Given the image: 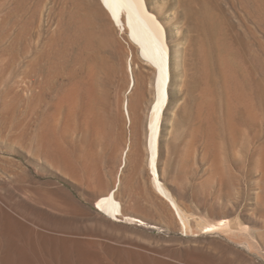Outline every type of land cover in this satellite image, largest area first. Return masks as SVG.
<instances>
[{"label": "rangeland", "instance_id": "1", "mask_svg": "<svg viewBox=\"0 0 264 264\" xmlns=\"http://www.w3.org/2000/svg\"><path fill=\"white\" fill-rule=\"evenodd\" d=\"M27 2L26 13L12 16L13 0H0V264H264V0H149L167 22L173 66L160 143L164 181L196 215L228 217L246 230L233 239L183 233L163 216L144 165L134 159L119 197L150 225L116 222L96 208L114 185L127 140L122 105L130 51L99 0H82L103 39L94 75L102 95L97 111L87 117L79 105L88 72L76 79L62 72L44 97L46 112L56 113L62 102L59 145L31 153L24 118L29 65L57 35L66 68L78 49L69 43L77 26L72 0ZM28 11L35 21L26 34ZM52 66L49 55L36 63L44 76ZM136 70L140 79L149 72L139 59Z\"/></svg>", "mask_w": 264, "mask_h": 264}, {"label": "bare ground", "instance_id": "2", "mask_svg": "<svg viewBox=\"0 0 264 264\" xmlns=\"http://www.w3.org/2000/svg\"><path fill=\"white\" fill-rule=\"evenodd\" d=\"M27 1L13 0L12 16H15L17 12L22 11L23 8L26 9L25 2ZM99 1L103 6V8L105 9L111 22L118 27L121 35L123 33L127 35L130 51L128 50L129 60L127 64L129 86H128L127 94H125V97H123L124 99L122 105L124 117L128 125V130L126 132L127 140L125 139L126 142H125L124 150L122 152L121 165L117 173V178L114 182V185L106 193L100 195L96 199L95 201L96 208L100 212H102L105 216L116 222L136 224L138 226L150 225L151 221L150 222L147 221L146 220L147 218L145 219L142 216L136 215L134 213H129L126 207L127 202L119 197V192L122 188V185H124L123 178L125 174V168L128 164V161L130 159H134V161L140 162L144 165L148 176L147 183L150 189L149 191L156 196V199H159L162 202L161 206L164 214L163 216L168 217L171 222L173 220L175 225L183 233H186L187 235L199 234L200 236L219 234V235H226V237H229V239L231 238L233 239V237L235 236L237 237L239 235L240 236L245 235L246 230L243 227L241 228V230L240 229L237 230L239 226L237 225V222H234L232 219L228 217H220L217 220L215 219L210 220L202 215H196L193 211H190L181 203L180 199L174 193L173 189H171L170 186H168L164 181V177H163L164 175L162 174L163 172H161V166H160L161 164L160 143H161L163 118L170 99V86L172 81L173 66L171 62V45L168 35L167 22L164 20L163 16L161 15L159 8L151 6L149 0H99ZM72 3L75 4V6L73 7V11L75 13L74 16L76 19L77 26L73 37L69 39V43L75 45L78 49L77 54L73 59L72 66L70 68H66L65 64L63 63L65 48L63 46L64 44H62V38L60 35L54 36V38L47 41L45 47L40 48L41 50L38 53L36 63L39 62L40 59H42V57L45 55H49L52 57L53 66L51 67V71L50 73L47 74V76L43 75L45 72H43L42 74L41 70L40 72L39 70L36 69V63H33L36 58H34L32 64L29 65L31 66V68H29L28 71L29 81L27 82V88H26L27 90L25 89L27 92L25 93L27 94V101H26L27 103L24 111L25 114L24 118L29 132L28 139L31 141V144L33 145V150L31 151V153L33 152V154L36 156L38 155V153H41L43 151L47 152V151H51L52 149L55 151V148L59 145V143L58 145H56V142L59 141H55L58 140V138L57 135L56 136L54 135V133L57 134L56 132V130L58 129L57 121H58V116L60 114L58 109L60 103L62 102L56 103L55 106L57 110L56 113L54 112L52 113V111H48L50 109H47L48 112H46L45 111L46 109L44 108L46 106V104H44V100H47L48 98L45 99L44 97L47 96L46 95L48 94L47 91L51 87L53 88V86H51L53 85L52 84L53 80L55 78L57 80V78H59L58 76H60L62 72H64L65 74L68 73L71 76V78L74 77V79L79 77L77 76L79 73L82 72L81 74H85L84 72L85 70L88 72L90 76V81H88V84L86 86L87 88L85 92H83L84 98L83 97L82 98L84 102L82 103V100L79 102L80 109L84 112L85 116L91 117L90 114L94 115V113L97 111L96 110L97 106L100 104L99 96L101 94L99 93L98 86L95 80L96 76L94 77V75L96 73V67H97L96 62L99 57V46L101 45L103 39H101L100 35L97 33L96 29L94 28L93 18L91 15V12L93 11L90 12L89 10H87L83 6L84 4L82 5V0H72ZM26 6L28 7V4ZM32 8L33 7H31V10ZM37 10H39V8ZM29 11L27 14H24L27 15L26 20L25 19L23 20L24 22H23L22 32L26 34L30 32L32 22L35 21L33 20L35 17L34 16L35 13ZM24 13H26V11ZM21 15H23V13ZM13 21H15L14 18ZM29 36L25 35L26 38ZM29 41L32 42V40ZM103 45H106V41ZM200 46L205 47L202 45ZM200 46L199 49L201 48ZM207 46L209 47V45ZM202 49L203 50H201V52L203 51L205 53V56H208V52H207L208 48L207 49L202 48ZM31 52L33 51L31 50ZM176 54L175 56L177 58ZM211 56H213V54ZM211 56H210V60H212ZM138 59L143 64H146L149 71L147 74H144L145 76L147 75V77L142 79L139 78L140 76H137L136 65ZM210 60L208 63H210ZM99 63H101V61ZM176 66H178L179 68L180 63L177 62ZM104 68L105 67H103V69ZM46 72H49V70H46ZM51 89L48 92H50ZM61 100L62 99H59L58 101ZM210 103H208V105ZM229 104L232 103L229 102ZM232 106L231 108L234 109L233 108L234 106L233 107ZM228 108H230L229 105H227V109ZM232 109H228V110L230 111ZM228 110H226V112ZM229 111L227 113L230 114V116L231 115L234 116L233 114L234 111L233 112L231 111L232 114ZM231 119H233V117ZM231 119L229 120L231 121L230 123L232 124L231 127L234 128L236 132V126H235L236 123L234 121L233 123ZM87 122L90 121H88L87 119ZM192 130L191 132H193L194 135V131ZM123 132L124 130L122 127L120 135H123ZM54 136L57 139H54ZM120 142H123V140ZM211 149L213 150V147ZM40 156H42V154ZM160 215H162V212ZM162 224L163 223H161V225ZM172 224H169V226L171 225L172 227H174ZM165 225H167V223L166 224L164 223V226ZM169 226L167 225V227ZM150 227L156 228V225H151ZM240 227L241 226H239V228Z\"/></svg>", "mask_w": 264, "mask_h": 264}]
</instances>
